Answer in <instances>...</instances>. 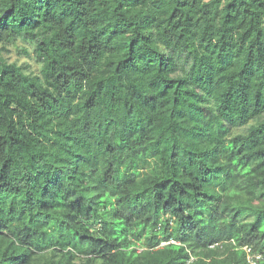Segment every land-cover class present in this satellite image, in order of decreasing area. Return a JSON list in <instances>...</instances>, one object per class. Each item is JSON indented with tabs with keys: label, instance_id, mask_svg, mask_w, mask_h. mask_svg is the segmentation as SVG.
<instances>
[{
	"label": "trees",
	"instance_id": "obj_1",
	"mask_svg": "<svg viewBox=\"0 0 264 264\" xmlns=\"http://www.w3.org/2000/svg\"><path fill=\"white\" fill-rule=\"evenodd\" d=\"M17 41L0 264H264V0H0Z\"/></svg>",
	"mask_w": 264,
	"mask_h": 264
},
{
	"label": "rangeland",
	"instance_id": "obj_2",
	"mask_svg": "<svg viewBox=\"0 0 264 264\" xmlns=\"http://www.w3.org/2000/svg\"><path fill=\"white\" fill-rule=\"evenodd\" d=\"M26 50L27 53H24ZM0 55L8 62L15 63L23 68L26 73L38 75L40 72V65L36 63L32 49L30 46L17 41L14 45H6L1 50ZM243 130H240V132Z\"/></svg>",
	"mask_w": 264,
	"mask_h": 264
},
{
	"label": "built area",
	"instance_id": "obj_3",
	"mask_svg": "<svg viewBox=\"0 0 264 264\" xmlns=\"http://www.w3.org/2000/svg\"><path fill=\"white\" fill-rule=\"evenodd\" d=\"M244 250H246V252L248 253L249 250L244 248ZM259 259V255H248L247 260L250 264H255V260Z\"/></svg>",
	"mask_w": 264,
	"mask_h": 264
}]
</instances>
